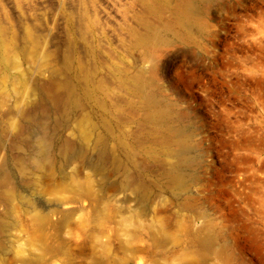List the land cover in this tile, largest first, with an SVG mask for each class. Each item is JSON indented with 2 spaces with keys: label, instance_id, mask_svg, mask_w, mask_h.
<instances>
[{
  "label": "rangeland",
  "instance_id": "374dc122",
  "mask_svg": "<svg viewBox=\"0 0 264 264\" xmlns=\"http://www.w3.org/2000/svg\"><path fill=\"white\" fill-rule=\"evenodd\" d=\"M144 1L0 0V24L9 36L16 32L23 43L28 26L39 45L30 62L21 53L18 68L0 67V176L4 172L11 179L16 195L0 202L6 219L0 264H21V252L36 249L40 240L34 217L52 212L50 232L61 245L48 264H88L99 253L93 236L104 228L116 258L130 255L122 244L131 233L142 234L130 245L138 256L132 264L158 259L161 264H264V0H197L203 31L187 42L173 39L152 50L132 47L133 34L169 13L150 12ZM153 66L161 94L178 116L183 150L192 164L184 169L182 184L153 186L150 196L139 198L120 185V175L106 172L108 184L101 187L98 179L105 171L100 169L110 156L99 164L96 152L76 141L72 128L86 116L98 133L105 134L103 121L112 122L135 147L147 144L153 129L142 121L137 96L123 87L119 74ZM86 75L92 94L85 99L77 88L79 106L69 109L59 85L84 86ZM41 82L44 100L30 94ZM16 90L24 91L22 99ZM43 136L49 144L41 151L37 139ZM68 140L72 146L63 149ZM39 152L52 158L42 170L31 164ZM25 157L28 172L20 168ZM137 159L138 178L155 183L165 166L145 155ZM93 173L95 194L79 196L74 186ZM107 215H112L110 224L97 221ZM149 219L167 232L165 246L152 245ZM119 221L123 230L116 237ZM208 224L216 226L227 246L224 261H203L195 235Z\"/></svg>",
  "mask_w": 264,
  "mask_h": 264
},
{
  "label": "bare ground",
  "instance_id": "6f19581e",
  "mask_svg": "<svg viewBox=\"0 0 264 264\" xmlns=\"http://www.w3.org/2000/svg\"><path fill=\"white\" fill-rule=\"evenodd\" d=\"M195 1L197 0L144 1V5L148 11L157 13L168 12L169 15L166 20L161 22L154 24L151 22L145 23L143 32H135L133 34L132 47L152 50L169 43L173 39L184 42L194 39L195 35L204 29L202 16L200 11L195 7ZM74 19V15L71 14V20L74 21ZM22 39L23 43L16 32L9 36V30L0 24V67L2 66L5 70L18 68L20 63L17 61V55L21 53L25 58V62H30L35 57L38 53L39 45L28 26L22 30ZM35 74L37 77H40L41 69H38ZM119 77L123 87L137 96L136 106L143 113L142 121L149 124L153 129L149 132V142L135 147L129 141L125 132L120 131L117 133L115 131V126L112 122L103 121L102 127L105 134L98 133L97 125L87 120L86 116L77 120L72 129L76 141L87 142L91 149L96 152L99 164H102L105 158L110 156L108 164L103 165L101 169L98 167V163L94 165L95 169L98 170L99 168L100 171H105L102 179H98L102 188L108 184L107 172L113 175H120L121 186L131 187L134 194L139 198H147L155 190L153 186L163 187L164 185L174 186L182 184L185 180L184 169L192 164V160L183 150L185 141L179 135L178 116L173 111L169 101L161 94V87L156 79L155 67L137 70L133 73L127 71L120 72ZM84 80L85 87L83 84L77 83L59 85V89L66 95L65 103L69 109L79 106V91L77 88L81 87L83 89L82 94L85 99L91 96L92 93L86 88L91 82L89 81L90 77L86 75ZM44 84V82H41L40 86L37 83L34 89L30 91V94L32 96L38 95L44 100L45 90L42 88ZM51 85H54L57 91V81L55 79H52ZM98 86L101 87L102 85L98 84ZM23 94V90L22 92L21 90H16L15 92V95H20L21 99L23 98ZM30 100L31 96L25 99L27 102ZM23 114L24 112L19 113L22 116ZM37 143V148L42 151L44 147H48L49 140L46 136H43L37 139ZM72 143L73 141L71 140L65 141L63 149L71 147ZM141 155H145L152 163L165 166L155 183L149 184L143 179L138 178V174H140L138 170L140 162L137 158ZM51 160L52 158L46 155L45 152H39L33 162L31 160V164H33L35 169L42 170L46 163H51ZM27 163L26 157L20 161V168L23 172L31 170L29 163ZM94 175L95 173L87 175L84 181H79L74 186L79 196L89 197L95 194L96 180L93 177ZM5 187L8 188L1 191L0 202L11 201L16 196L11 179L2 172L0 176V188L5 189ZM53 213H47L46 215L37 214L34 217V234L40 240H38L36 249L28 250L27 253L26 251L21 252V264H48L49 260L56 254L57 244L60 243L61 245V240L57 233L51 234L50 232V229H53L50 223V216ZM127 218L126 221H130L132 217ZM5 221L4 215L0 214V229L6 227ZM97 221L110 224L113 221L112 215L97 217ZM148 221L147 226L152 236V245L156 248L165 246L169 238L165 229L162 226L158 228L152 219ZM123 224V221H119L117 224V229H115L114 233L116 237L120 236ZM137 228L139 227L137 226ZM107 232L104 228L94 234V244L96 249H99V253L88 264H132L135 262L138 256L130 248V245L135 240H142V234H138L137 231L131 233V239L122 244L124 248L130 251V255L116 258L109 252V241L105 239H109L111 234L109 236ZM195 239L201 249L203 261L209 257H214L221 261L227 259V246L219 241V234L214 224L206 225L202 232L195 235ZM36 252L39 253L36 255ZM158 262L160 263L159 259ZM159 263L155 262L154 264Z\"/></svg>",
  "mask_w": 264,
  "mask_h": 264
}]
</instances>
